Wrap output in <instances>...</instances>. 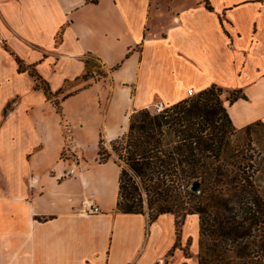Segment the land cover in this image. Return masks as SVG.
Returning <instances> with one entry per match:
<instances>
[{"label":"crops","instance_id":"1","mask_svg":"<svg viewBox=\"0 0 264 264\" xmlns=\"http://www.w3.org/2000/svg\"><path fill=\"white\" fill-rule=\"evenodd\" d=\"M88 55L106 76L77 80ZM212 85L245 95L226 102L235 128L264 125V0H0V264H199V215L178 231L119 211L122 168L99 144Z\"/></svg>","mask_w":264,"mask_h":264},{"label":"trees","instance_id":"2","mask_svg":"<svg viewBox=\"0 0 264 264\" xmlns=\"http://www.w3.org/2000/svg\"><path fill=\"white\" fill-rule=\"evenodd\" d=\"M17 62L19 71H28L34 79L35 87L42 89L48 99H53L55 93L35 68L19 57ZM85 66V74L77 80H86L93 75L106 76L103 65L91 55L86 57ZM223 91L222 87L212 85L193 97L168 106L161 113H153L150 109L135 112L130 119L128 132L111 142L115 151L127 150V162L131 171H121L117 204L119 211L146 213L143 208V195L133 175L139 177L145 187L151 207L157 200L170 198L175 192L196 196L197 191L190 189L193 181L203 176L201 169L221 172V167L211 166L212 163H207L206 159L210 156L217 157L222 151V137L226 131L223 130L220 136L215 132L220 113L232 124L221 98ZM241 97L245 95L237 89L230 91L226 100L233 103ZM55 104L60 109L59 102ZM102 142L103 139L99 144L100 162L107 161L110 156L101 146ZM121 143L125 144L117 147ZM124 177H128V184L124 183ZM248 194L237 201L231 199L217 203V209L209 215L200 206L184 209H188V214L200 213L201 248L204 247L206 235L214 239L231 240L233 244L220 252L226 255L233 252L237 258L236 264H264V228L261 229L264 227V204L259 197L252 194L251 189ZM163 213L174 214L170 209L158 208L156 213H148L150 221ZM188 214L182 217L174 214L178 231ZM249 236L258 239L245 241ZM199 264H204L202 254ZM224 264H231V261L224 260Z\"/></svg>","mask_w":264,"mask_h":264},{"label":"rangeland","instance_id":"3","mask_svg":"<svg viewBox=\"0 0 264 264\" xmlns=\"http://www.w3.org/2000/svg\"><path fill=\"white\" fill-rule=\"evenodd\" d=\"M70 86L68 85L66 89L70 88ZM223 90L221 98L225 107L226 102H228L226 97L229 96L232 90L226 88H223ZM152 109L153 107L150 110L152 111ZM134 114L132 113L131 117ZM223 130L226 133L222 137V151L220 155L217 157L210 156V158L206 159L207 163H212L211 166L221 167V172H209V170L201 169L203 176L198 178L200 187L195 192L196 196L186 195L183 192H175L170 198H161L153 206L149 207L148 194L145 187L139 177L133 175L143 195V208L145 212L156 213L158 208H163L165 210L170 209L178 217H182L184 214H188L190 207L200 206L206 210V215H209L217 209V203L231 199L237 201L240 197L248 196L250 189L252 194L259 197L264 204V125L262 123H255L244 129H237L225 120L223 113H220V118L216 121L215 132L220 136ZM64 137L65 147L61 156L68 157V152L65 149L69 148L72 142L71 135L66 129ZM124 144H117V147L120 148ZM101 146L110 153L108 159L114 158L122 169H126L131 173L127 162L128 152L126 149L115 151L112 143L107 147L104 141L101 143ZM76 159L79 160L78 157ZM123 180L124 183H129L128 177H124ZM243 185L245 186L243 187ZM184 207L188 209H184ZM238 208L239 205L237 206ZM196 213L200 216V213ZM257 239V237L249 236L245 241L251 242ZM200 241L201 237L199 239V259H201L202 254L204 264H224V260H230L231 264H236L237 258H235L233 252H228L227 255L220 252L233 244L231 240L214 239L206 235L204 237L203 248L200 247ZM262 259L264 260V257Z\"/></svg>","mask_w":264,"mask_h":264},{"label":"built area","instance_id":"4","mask_svg":"<svg viewBox=\"0 0 264 264\" xmlns=\"http://www.w3.org/2000/svg\"><path fill=\"white\" fill-rule=\"evenodd\" d=\"M187 94H188L189 98L196 95L193 89H188ZM167 107L168 106H166L163 102L160 101V102H157L154 104L152 111H153V113H161ZM65 151L68 152V155L70 156L71 153L74 151V146L73 145L69 146V148H66ZM85 210L89 213H98L100 211V208H99V206H97L95 204L87 203L85 205Z\"/></svg>","mask_w":264,"mask_h":264},{"label":"water","instance_id":"5","mask_svg":"<svg viewBox=\"0 0 264 264\" xmlns=\"http://www.w3.org/2000/svg\"><path fill=\"white\" fill-rule=\"evenodd\" d=\"M200 187V182L198 180L193 181L191 185V190L192 191H198Z\"/></svg>","mask_w":264,"mask_h":264}]
</instances>
